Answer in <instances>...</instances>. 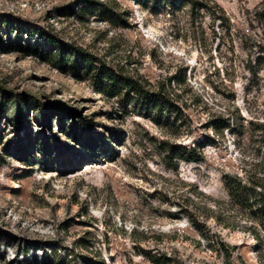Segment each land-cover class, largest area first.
<instances>
[{
	"label": "rangeland",
	"instance_id": "374dc122",
	"mask_svg": "<svg viewBox=\"0 0 264 264\" xmlns=\"http://www.w3.org/2000/svg\"><path fill=\"white\" fill-rule=\"evenodd\" d=\"M178 1L0 0V264H264V0Z\"/></svg>",
	"mask_w": 264,
	"mask_h": 264
},
{
	"label": "trees",
	"instance_id": "16d2710c",
	"mask_svg": "<svg viewBox=\"0 0 264 264\" xmlns=\"http://www.w3.org/2000/svg\"><path fill=\"white\" fill-rule=\"evenodd\" d=\"M177 3L180 4L178 0H170V4L173 6L176 5ZM7 20L10 21L12 26L15 28L26 29V30H29L28 28H30V25L28 23H25L21 20H17L14 17L8 16ZM42 32L43 34H45L43 30ZM46 36H49V35H46ZM65 47L70 48L69 54H74L76 56V61H75L76 64L85 63V66L89 64V59L86 58L82 49L76 48V47L71 49V46L67 44ZM128 84L130 85L131 90L138 92V89L135 87L134 83L128 82ZM139 94H140V91H139ZM155 98H158V96H155ZM160 100L164 101L165 99L161 97ZM57 112L61 115V117H65L64 115L65 109L60 108L57 110ZM17 124L19 125L20 129L24 128L25 126L23 117H21L20 112H19V116L17 119ZM12 142L13 141H11V143ZM105 142H106L105 139L98 138L97 141H95L94 146L97 147ZM171 147L174 148L175 153L178 154L182 159L189 160V161H197L201 159V152L198 148H191L190 150H188L186 147L175 145V144L172 145ZM256 184H257L256 186L255 184L252 185V183H250L249 185L248 183L243 184L242 179L238 178V180H235L232 177L227 178V180L225 181V185L229 193L233 197H237V196L244 194L246 198L248 199L254 198L255 203H258L260 206L259 211L264 213V184L263 183H259V184L256 183ZM251 189H253V191H251ZM251 192H254V195H252ZM81 258L83 259V264H106L105 261H97L93 259L92 257H88L85 255L81 256ZM150 258H152L153 260H156L154 255L151 256Z\"/></svg>",
	"mask_w": 264,
	"mask_h": 264
}]
</instances>
